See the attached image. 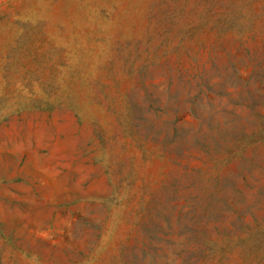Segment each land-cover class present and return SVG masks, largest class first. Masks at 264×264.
Here are the masks:
<instances>
[{"label": "rangeland", "instance_id": "1", "mask_svg": "<svg viewBox=\"0 0 264 264\" xmlns=\"http://www.w3.org/2000/svg\"><path fill=\"white\" fill-rule=\"evenodd\" d=\"M0 264H264V0H0Z\"/></svg>", "mask_w": 264, "mask_h": 264}]
</instances>
